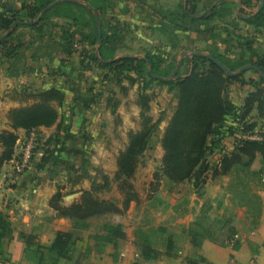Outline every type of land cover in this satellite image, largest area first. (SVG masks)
Wrapping results in <instances>:
<instances>
[{
    "label": "trees",
    "instance_id": "trees-1",
    "mask_svg": "<svg viewBox=\"0 0 264 264\" xmlns=\"http://www.w3.org/2000/svg\"><path fill=\"white\" fill-rule=\"evenodd\" d=\"M56 1L58 0H27L25 1L24 12L9 11L8 6H3V12L0 13V31L4 35L10 31L12 25L16 22L24 23L38 20L41 13ZM256 1L259 7L264 0ZM200 2L201 0H187L186 7L180 13L181 15L173 13L174 18L168 21V24L180 28L176 25L179 18L188 20L191 24H197L198 22L210 23L218 20L227 22L226 28L223 29V32H226L227 35L230 34L231 29L240 30L239 22L256 30H264V7L260 12H254L253 7H255V4L253 0H239L238 2L234 0H219L217 4L211 5L205 12L198 11L197 5ZM64 6L85 9L92 14V9L82 5L80 0H62L44 15L40 23L25 27L32 29L41 28V24L49 14L60 15L59 9ZM91 6L94 7L93 4ZM233 7L238 10L235 19L232 20L236 23L225 21L228 18H232ZM94 8L96 9V7ZM94 20L96 21L95 16ZM19 27H21L20 24L12 30L9 36L0 42V50L3 57L7 59L15 58L22 50V42H16L13 39ZM96 31L98 32L97 24ZM97 32L95 36L92 35V43L94 44V41H96L100 46L98 55L96 53L92 55L93 60L101 69L109 70L117 75L115 81L125 94L128 93L129 89L123 85L124 82L129 83V88H134L138 85L139 99L137 106L140 109V128L137 131L132 130L129 132L128 144L117 156V171L113 178L104 175L101 184L94 183L90 190L82 192V196L78 201L68 206L64 205L65 195L62 191L54 194L50 199L49 205L56 212L57 217L69 218L75 222V226H85L87 221L91 219L108 215H124L133 202L138 203L140 201V195L135 187L134 179L141 159L144 158L147 151L151 148L153 136L159 129L160 124L165 121V116L154 120L150 115L154 96L148 95V91L156 82L161 86H168L170 92L176 93L177 99L175 111L161 139L164 154L160 171L154 175L155 181H157L156 189L159 188L158 186L162 180H166L173 186L192 181L197 178L199 169L204 164V169L200 174L203 184H206L207 179L204 177L210 171L214 180L231 177L235 173L237 175L243 174V182L239 183L238 186L243 188L244 196H248L250 193L248 191V177L250 175H259V182L262 178L264 179V142L242 139L238 141L232 152L221 154L213 164L210 163L208 158L212 155V148H214V144L211 148L210 139L224 122L229 110L226 94L230 86L239 84L241 86L251 85L254 87V91L248 95L243 107L241 133L246 136H252L257 124L250 122L248 119L255 108L261 114L264 112V57L251 47L253 44L246 42L243 45L234 47L224 39V44L230 45V49H236V52L231 54V50L226 49V54L211 52L209 55L214 56L217 61L222 63L232 73H236L248 65H253L259 69V71L253 70L259 74L258 79H245L244 74L229 76L215 61L207 56L191 57L189 60L191 64L190 70L186 76L182 77L176 72L177 66H172L170 69L163 71V62L155 55L149 54L144 59L131 56H124L118 59L108 57L105 52L108 44L107 39L103 36L100 40ZM65 51L68 55H71V52L67 51V49ZM13 98L20 104V107L12 109L8 113V120L13 131L0 132V144L3 148V152L0 154V168L14 159L16 145L19 140L18 130L30 132L42 127L51 128L55 126L60 118L56 105L64 102V95L58 89L37 93H17V91H14ZM119 105L120 102L117 101L111 106L113 115L117 114ZM47 145L50 146L51 141H48ZM54 153V150H47L44 154L42 153L41 166L43 168L52 161ZM258 156L261 157L263 168L255 172L252 171V166ZM113 185H117L121 201L100 196L110 192ZM261 204V199L257 194H251L250 199H246L245 203H240V207H245L248 214L253 212V224H256L259 219ZM219 224H222V226L218 232L208 230L203 232L198 230L200 223H192L188 231L191 244L200 247L204 240L211 239L224 246L234 240L237 231L232 218H226L225 222ZM225 228H228V230ZM223 231L227 232L222 234ZM13 232L9 217L0 213V262L2 264L9 263L6 246L13 239ZM23 238L30 249L43 247L39 244L38 246L34 244L35 237L33 235H24ZM126 238L127 235L123 227L116 225L111 228L110 234L105 237V240L98 245L105 247L106 244H112L114 247H118V244L125 241ZM173 245L174 243L170 237L168 239L169 253L172 252ZM73 246L72 234L59 232L51 246L47 247V253L51 254L53 264H58L62 259H70ZM38 248L35 250V254H39L37 264H42L44 253H40ZM138 248L141 251V256L146 260L157 259L160 256V252L153 249L145 239L139 244ZM203 262V259H188L186 264H202Z\"/></svg>",
    "mask_w": 264,
    "mask_h": 264
},
{
    "label": "rangeland",
    "instance_id": "rangeland-1",
    "mask_svg": "<svg viewBox=\"0 0 264 264\" xmlns=\"http://www.w3.org/2000/svg\"><path fill=\"white\" fill-rule=\"evenodd\" d=\"M186 1L187 0H80L84 6L92 8V14L85 9L64 6L59 9L61 12L60 15H55L57 17H54V13L49 14L46 20L41 24V28L34 29L36 30V36L33 38L40 41L42 48H45V45H51L49 44L50 42L54 41V43H58L61 41L64 44L65 50L67 49V51L71 52V55L76 54L75 57L81 59V62L77 61V63H80V69L76 68V70L78 72V79L81 82L77 85H80L84 94L89 95L87 100L88 105L85 104V108L88 107L90 109H95L96 111H93L92 113L94 115L100 114L101 119L106 123L107 128L105 133L106 138L103 140L104 142H101L100 149H98L99 151L97 150V147L86 148L85 145L80 146V144H78V146L74 147L71 152V154L75 155V158L72 159V162L68 159V163L63 164V171L59 176L58 189L64 191L65 195L70 193L71 188H74L71 183L73 184L75 182L69 181L70 174L72 177H83V175H86L84 178H90L89 185L91 187L94 183L101 184L103 182L105 172H108L113 176V169L115 168L117 161L115 158L126 146L129 131H137L140 128V109L137 106L139 99L138 85L134 88H129V83L124 82L123 85L129 89L128 93L125 94L115 81L117 75L109 70L101 69L92 58L94 53L98 55V49L100 46L96 41H94V44L92 43V35L95 36L97 32V20H94L95 13L98 16L101 25V39L103 36L107 39L108 44L105 52L108 57L120 58L131 56L144 59L149 54L155 55L163 62L162 69L163 71H166L172 66H177L178 62L182 59V53L187 52L190 55L182 59V64L177 71L182 77L186 76L190 70L191 64L189 63V60L191 59V54L202 53L204 55H209L211 52L226 54L227 52L225 50L230 49V45L237 47L246 42L251 44L257 42L255 35H257L258 32L255 29L247 30V26L244 23H239L240 30L238 31L231 29L229 35H227L226 32H223V29L226 28L227 22L218 20L210 23L198 22L197 24H191L190 21L179 18L176 25L180 28L169 25L168 21L174 18L173 13H182L183 9L186 7ZM21 3L26 7L25 2ZM91 4H93L96 9L92 7ZM213 4H215L214 0H201L197 5L198 11L205 12ZM0 5L3 6L2 4ZM257 10L258 2L255 1L253 11L256 12ZM237 11V8L233 7L232 18H228V20L225 21L236 23L232 20L235 19ZM19 29H17L19 31H16L13 36V39H15L16 42H18L19 38L24 39L25 33H31L29 31H31L32 28L23 26ZM32 33L34 34V32ZM97 33L99 36V31ZM1 36H3V33L0 31V37ZM224 39L227 40L230 45L224 44ZM29 42L30 40L28 39L25 41L26 44H30ZM256 44L264 45V42ZM230 50L231 54L236 52V49ZM0 52L2 53L1 50ZM244 75L245 79L259 78V74L255 73L253 70L245 72ZM81 88L78 87V91ZM8 91L0 88V101L5 103V105L8 104L9 100L12 101L11 95L15 90ZM21 92L34 93L29 92V90H26L25 88L21 91L17 90V93ZM148 95L154 96V100L151 103L150 115L154 120H158L160 117L163 118V116H165V121L160 124L159 129L153 136L151 148L147 151L144 158L141 159L134 179L135 187L140 195L139 205L133 213L108 215L91 219L88 224H85V226L76 225L74 227L77 231L75 234L78 237L83 238L89 236L91 242L94 245H98L101 244L102 241L105 240V237L110 234L112 227L120 225L121 223L125 226L128 234L126 240L118 244V253L121 249L128 250L130 264H134L135 254H140L141 251L137 246L143 241V235H146L144 230L140 228L142 224L136 222L135 218L132 217L135 215L137 218L142 217L141 223H146L145 227H148L147 233L151 230L159 229V227L160 229H165L167 223H164L166 220H164V215H161L160 212L163 205L168 202H165V198L162 197L161 194L166 191L170 192L172 188H175V186L171 185L166 180H162L158 186L159 188L156 189L157 181H155L154 175L156 172L160 171L162 166L161 139L177 105L176 93L170 92L168 86H161L156 82L148 91ZM6 98L9 100H6ZM117 101L120 102L118 107L119 114L117 116H112L110 115L111 106ZM3 121L4 119L2 118V122ZM37 133L41 140L39 146L35 150V155L32 161L33 170L35 163L42 158L40 157L41 153L44 154L47 150H54L55 152L65 143L68 142L69 145L71 144L69 142L71 139L67 136L64 130H61L58 133L57 130L45 131L37 129ZM28 134L29 132L26 133L22 141L27 139ZM84 138L86 139L85 136ZM76 139L75 136V139L72 140L76 143ZM80 139H82V133ZM48 141H51L50 146L47 145ZM94 151L95 153H93ZM99 152H102L104 156L99 155ZM85 153L89 154L88 159H82L83 156L80 157V155H85ZM93 155L94 157L92 159ZM103 157L107 159H102ZM210 163L213 164L214 162L211 161ZM203 169L204 164L203 167L199 169V177L197 176L195 183L186 186L187 190L192 188V190H196V193L198 194L196 200L198 202V207L194 208V210L195 212H199V214L193 223H200V227H198L199 231L204 232L208 230L218 232L222 226V224L219 223L225 222L226 218H232L235 224V221H237L235 210L241 208L240 203H245L246 199H250L251 194L258 195L260 187L259 175H250L248 177V191H250L248 196H244L243 188L238 186L239 183L243 182V174L237 175V173H235L228 180L220 178L219 184L222 185L227 183V185L221 186L222 193L214 201V199H206V197H203V195L206 194V189H208L207 181L206 184H203V179L200 176ZM252 171L258 172L259 170ZM209 176H211V171L206 174L204 178L208 179ZM6 181L9 183V179ZM81 188L82 185L75 187L74 189L79 190ZM100 196L106 199L121 201V197L117 191V185H113L110 192L104 193ZM228 198L233 205L229 206L231 211H226L224 215H221L219 214V210L224 208L225 199ZM171 200L177 199L173 196ZM177 203L174 204L176 205ZM201 203H203V205L199 206ZM171 205H173L172 201L168 207ZM185 206H189V203ZM246 211V218L251 224L249 226L253 227L254 214L253 212V215L251 213L248 214ZM225 229L228 230V228ZM134 231L137 233L140 232L139 236L141 237L139 238V244L138 238H136V232ZM133 232L135 233L136 240H133ZM226 232L227 231H223L222 234H225ZM155 238H159V234H157ZM34 244L38 246L37 243ZM133 244L136 245L137 249L133 247ZM43 247L40 249L37 247L40 253H44L42 264H53V258H51L52 256L50 253H47V247ZM37 248L30 249L33 264H37V261L39 260V254H35ZM95 249L97 252L102 250L101 248L97 249V246H95Z\"/></svg>",
    "mask_w": 264,
    "mask_h": 264
},
{
    "label": "crops",
    "instance_id": "crops-1",
    "mask_svg": "<svg viewBox=\"0 0 264 264\" xmlns=\"http://www.w3.org/2000/svg\"><path fill=\"white\" fill-rule=\"evenodd\" d=\"M255 1L256 0H253L254 4ZM218 2L219 0H214L215 4ZM10 6L13 7V10L20 12H24L25 9V5L21 2L14 1ZM2 12L3 6L0 5V13ZM54 17L57 16L54 15ZM26 23L27 22L21 23V27L27 26L28 24ZM246 26L247 30H254L253 27ZM19 30H17V32ZM256 31L258 32L257 35H255L256 43H263L264 30ZM29 32L31 33H23L24 39H18V41L23 44L22 50L19 52L18 56L13 59H7L3 57V54L0 52V88L7 91H21L25 88L29 90V92L34 93L44 92L50 89L62 91L64 102L56 105L60 113L57 124L51 128L42 127L39 129L45 131L57 130L58 133L64 130L71 139L69 141L71 144L69 145L67 142L58 148L54 153L52 161L47 164L45 168L41 166L43 159L41 158L40 161L35 163L34 170L33 167H31L33 171L30 169L31 171L23 175L16 184L10 185L6 181L8 179L7 174L10 172V162L5 163V165L0 168V213L9 217L14 230L13 239L6 246V253L9 258V263L7 264H33L32 256L30 255L31 251L23 238L24 235L33 234L35 236V243L49 247L59 232L72 234L74 246L70 259H62L58 264H130L128 250L121 249L118 253V247H114L112 244H106L107 246L101 247L99 245H94L89 236L83 238L78 237L75 234V232H77L74 229L75 222L69 218L57 217L56 212L49 205L50 199L54 194H56L57 191H62L58 189L59 176L63 171V164H67L68 159L72 162V159L75 158V155L71 154L74 147L80 144V146L85 145L86 148L97 147V150L100 149L101 142L106 138L105 133L107 128L100 114L94 115L92 113L96 111L95 109L85 108L89 95L84 94L80 85H77L81 83L78 79V72L76 70V68L80 69L79 62H81V59L76 58V54L68 55L61 41L58 43H54V41L50 42L49 44L51 45H45L46 47L42 48L40 41L33 38L36 36V30L31 29ZM32 32H34L35 35ZM27 39L30 40V44L25 43ZM256 43L251 47L264 57V45ZM77 61L79 62L77 63ZM78 87L81 88L79 91ZM253 91L254 87L251 85L241 86L239 84H233L230 86L226 94L229 110L224 122L219 126L216 134L210 139L211 148L214 144L212 155L208 158L210 162H216L221 154L232 152L238 141L241 140L240 137L244 135L241 133L243 107L246 98ZM13 93L14 91L11 95L12 101L6 98V100H9L8 104L5 105V103L0 101V132L13 131L7 119L8 113L10 110L20 107V104L15 102ZM118 114L119 111L117 109V114L115 116ZM110 115L114 116L112 112ZM2 118L4 119L3 122ZM248 120L257 124L254 134L264 136V112L261 114L255 108ZM26 133L27 132L24 130H18V142L23 140ZM81 133L82 139H80ZM75 136L77 138L76 143L72 140L75 139ZM127 144L128 142L126 141V146ZM2 152L3 148L0 144V154ZM93 153H95V151ZM163 154L164 152L162 149V157ZM42 155L41 153L40 157H42ZM88 155V153H85V155H80V157L83 156L82 159H88ZM99 155L104 156L102 152H99ZM93 157L94 155L92 159ZM102 159L107 158L103 157ZM115 159H117V157ZM262 168L261 157L258 156L252 166V170L260 171ZM116 171L117 164L113 169V176L108 172H105L104 175L113 178ZM84 177H86V175H83V177H72L70 174L69 181L75 182L73 184L71 183V185L74 186V188L82 185V188L79 190L71 188L70 193L67 195L64 194L65 206L78 201L83 191L91 189L89 185L90 178L86 179ZM219 179L220 178L214 180L212 176H209L207 179L208 189H206V194L203 195V197H206V199L211 198L215 201L222 193L221 186L227 185V183L222 185L219 184ZM223 179L228 180L230 177H223ZM195 180L196 178L190 182L178 185L179 187L175 186L170 192L166 191L161 194L162 197L165 198V202H168L163 205L160 212L161 215H164V220H166L164 223H167V225H165L167 230L166 228L160 229L159 227V229L157 228L147 233L148 227H145L146 223H141L142 217L137 218L136 215L132 217L135 218L136 222L142 224L140 228H142L146 234L143 235V239L148 241L153 249L160 252V256L157 259L146 260L141 256L143 264H186L188 259H203L204 262L202 264H264V179L262 178L259 182L260 187L258 195L262 204L257 223L254 224L253 227L249 226L251 224L246 218V208H237V210H235L237 221H235L234 224L237 235L234 240L221 246L214 240L206 239L202 242L200 247L192 245L188 236V231L199 214V212H195L194 210V208L198 207V202L196 201L198 194L196 190H192V188L186 189V186L195 183ZM62 192L64 193V191ZM173 196L177 200H171ZM171 201L173 205L168 207ZM139 203L140 201L138 203L133 202L126 213H133ZM174 203L177 204L175 205ZM188 203L189 206H185ZM202 205L203 203L199 206ZM229 206L233 205L228 198L225 199L224 208L219 210V214L224 215L226 211H231ZM88 222L89 221H87V224ZM120 225L122 224L120 223ZM122 227L127 235L128 232L125 226L122 225ZM134 232V239H132L136 240ZM157 234H159V238L156 239L155 236ZM136 235L139 244V238L141 237L139 236L140 232H136ZM170 237L174 245L172 252L169 253L168 239ZM95 246H97V249L101 248L102 250L97 252ZM133 247L137 249L138 246L136 247V245L133 244ZM123 254H125V256H123ZM46 255L49 256L48 254ZM0 264L2 263L0 262Z\"/></svg>",
    "mask_w": 264,
    "mask_h": 264
},
{
    "label": "built area",
    "instance_id": "built-area-1",
    "mask_svg": "<svg viewBox=\"0 0 264 264\" xmlns=\"http://www.w3.org/2000/svg\"><path fill=\"white\" fill-rule=\"evenodd\" d=\"M14 1L25 2L27 0H0V4H2L3 6H10ZM240 139H253L264 142V136L255 134H253L252 136L243 135L240 137ZM40 140L41 138L37 133V129H34L29 132L27 139L18 142L14 159L10 161V172L9 174H7L10 185L16 184L23 175L30 171L35 155V150L39 146ZM123 256H125V254H123ZM134 261V264H143L142 257L139 253L135 254Z\"/></svg>",
    "mask_w": 264,
    "mask_h": 264
},
{
    "label": "water",
    "instance_id": "water-1",
    "mask_svg": "<svg viewBox=\"0 0 264 264\" xmlns=\"http://www.w3.org/2000/svg\"><path fill=\"white\" fill-rule=\"evenodd\" d=\"M61 1H62V0H58V1L54 2L53 4H51L49 7H47V8L41 13V15H40V17H39L38 20H36V21H34V22H27L26 24H28V25H35V24H38V23L41 21V19L44 17V15H45L48 11H50L52 8H54L56 5H58ZM64 1H73V0H64ZM74 2H75V1H74ZM263 7H264V1L261 2V5H260L259 8H258V12H260V11L263 9ZM90 8H91V7H90ZM91 9H92V8H91ZM8 10H9V11H12V10H13V7H12V6H8ZM93 11H94V10H93ZM94 12H95V11H94ZM95 18H96V20H97V26H98V31H99V39H101V25H100V23H99V19H98V16H97L96 13H95ZM18 24H21V23H20V22H16V23H14V24L12 25L10 31H9L8 33H6L5 35H3V36L0 37V42H1L4 38H6L7 36H9V35L11 34L12 30H13L14 28H16V27L18 26ZM98 51H99V49H98ZM189 55H190V54L187 53V52L182 53V59H183L184 57H186V56H189ZM195 56H207L209 59L215 61L216 64H217V65H218L223 71H225V72L227 73V75H229V76L241 75V74H244L245 72H247V71H251V70H258V71H259V69L256 68L255 66H253V65H248V66H246V67H243V68H242L241 70H239L238 72H236V73H232V72H231L228 68H226L222 63H220L219 61H217V59H216L214 56H212V55H204V54H202V53H194V54H191V57H195ZM182 59L178 62L176 72L179 70V68H180V66H181V64H182Z\"/></svg>",
    "mask_w": 264,
    "mask_h": 264
}]
</instances>
